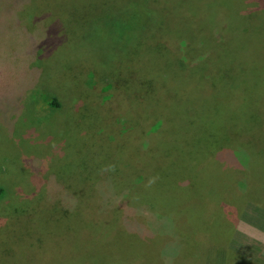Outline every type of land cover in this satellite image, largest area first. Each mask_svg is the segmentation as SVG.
<instances>
[{
    "label": "rangeland",
    "instance_id": "374dc122",
    "mask_svg": "<svg viewBox=\"0 0 264 264\" xmlns=\"http://www.w3.org/2000/svg\"><path fill=\"white\" fill-rule=\"evenodd\" d=\"M7 2L0 264H264V0Z\"/></svg>",
    "mask_w": 264,
    "mask_h": 264
},
{
    "label": "trees",
    "instance_id": "16d2710c",
    "mask_svg": "<svg viewBox=\"0 0 264 264\" xmlns=\"http://www.w3.org/2000/svg\"><path fill=\"white\" fill-rule=\"evenodd\" d=\"M7 4H3V9L4 10H8L6 8V6H8L9 4L10 5H13V2L15 0H7ZM163 4V3H161ZM166 6V5H164ZM99 89V85L96 87V90ZM51 104L53 105H57V101L54 99V101L51 102ZM263 113V121H264V111L262 112ZM24 237L26 239L29 240H33L34 243L33 244H30V248L26 251L25 253V256H27V261L23 259V255L19 256L18 259H17V264H38L39 263V253H38V250H41L43 247L45 248L44 246V243H48L49 245L47 246V248H49L50 251H54V247H55V241L54 242H49V241H46L48 236L46 234L43 235V237H40L39 239L37 237H34L33 234H29L28 232L27 233H24ZM14 236H18V233L15 230H12V226L9 224L7 226H5V229L3 228H0V241L1 242V245H3L5 242L4 241H9L14 237ZM64 249V248H63ZM71 248H68L67 250H69ZM74 249H79L78 247L74 248ZM65 250V251H67ZM85 252V249H83L82 253ZM7 255H10V254H7ZM242 256L241 255H237L236 254V260L237 259H242L241 258ZM24 260V262H23ZM69 262H71L72 264H92L91 263V259H89V257H83L81 256L80 258L78 259H75V260H71L69 259L68 260ZM253 264V263H252Z\"/></svg>",
    "mask_w": 264,
    "mask_h": 264
}]
</instances>
